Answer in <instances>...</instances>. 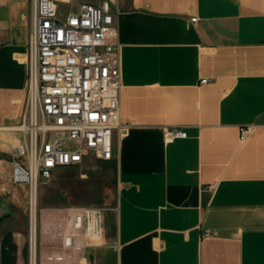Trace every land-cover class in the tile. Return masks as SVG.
<instances>
[{
  "label": "crops",
  "instance_id": "crops-1",
  "mask_svg": "<svg viewBox=\"0 0 264 264\" xmlns=\"http://www.w3.org/2000/svg\"><path fill=\"white\" fill-rule=\"evenodd\" d=\"M84 1L99 2L73 10ZM116 8L114 157L85 155L51 178L52 207L103 209L102 239L84 264H264V0H117ZM28 13L29 0H0V169L10 158V181ZM168 128L187 136L167 142ZM27 232L0 223V264H28Z\"/></svg>",
  "mask_w": 264,
  "mask_h": 264
},
{
  "label": "built area",
  "instance_id": "built-area-1",
  "mask_svg": "<svg viewBox=\"0 0 264 264\" xmlns=\"http://www.w3.org/2000/svg\"><path fill=\"white\" fill-rule=\"evenodd\" d=\"M60 4L72 0H29L26 97L14 130L22 138L11 173L29 200L28 264H84L88 248L99 244L103 209L42 208L39 187L85 155L113 159L122 128L117 0L84 1L68 12ZM249 131L243 128L241 138ZM186 136L176 128L164 133L167 142Z\"/></svg>",
  "mask_w": 264,
  "mask_h": 264
},
{
  "label": "rangeland",
  "instance_id": "rangeland-1",
  "mask_svg": "<svg viewBox=\"0 0 264 264\" xmlns=\"http://www.w3.org/2000/svg\"><path fill=\"white\" fill-rule=\"evenodd\" d=\"M81 0H73L69 6L63 5L62 9L66 11L73 10V4ZM94 1V0H92ZM11 151L10 157L13 158ZM4 167L0 169V223L4 222L7 225L28 227L29 221V200L26 187L18 186L10 181L8 162L10 158L6 159ZM58 190L53 181L47 184H42L39 187V205L44 208L48 206L57 205Z\"/></svg>",
  "mask_w": 264,
  "mask_h": 264
},
{
  "label": "bare ground",
  "instance_id": "bare-ground-1",
  "mask_svg": "<svg viewBox=\"0 0 264 264\" xmlns=\"http://www.w3.org/2000/svg\"><path fill=\"white\" fill-rule=\"evenodd\" d=\"M14 130H16L17 129V125H15L14 127H12Z\"/></svg>",
  "mask_w": 264,
  "mask_h": 264
}]
</instances>
